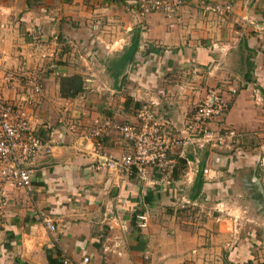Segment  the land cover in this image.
I'll use <instances>...</instances> for the list:
<instances>
[{"label":"crops","instance_id":"1","mask_svg":"<svg viewBox=\"0 0 264 264\" xmlns=\"http://www.w3.org/2000/svg\"><path fill=\"white\" fill-rule=\"evenodd\" d=\"M134 1L0 0V55L5 67L35 78L40 93L28 112L36 133L51 143L50 154L37 158L26 190L0 184V264H46L49 257L68 264H80L83 257L85 264H264V176L255 171H264V160L239 145L247 132L264 134V113L252 106L262 99L257 88L264 91V78L253 79L258 87L248 89L251 72L264 76V32L246 26L262 18L264 0H207L227 2L224 15L184 0L173 15L152 12L143 18L127 12ZM135 28L133 63L114 82L105 59L127 47ZM73 74L81 78V92L60 98L58 78ZM216 83L227 105L233 102L206 123L203 148L181 153L186 161L196 160V170L202 161L207 171L196 200L186 197L196 172L189 171L186 180L189 167L178 162L165 186L151 183L158 178L154 169L143 181L132 168L93 169L96 157L86 137L92 119L135 123L136 112L149 106L172 135L187 124L189 101ZM89 86L106 88V105L87 99L83 89ZM23 87L13 83L2 95L20 98L28 94ZM66 121L76 125L74 133L64 129ZM228 131L236 144L228 142ZM99 145V154L117 158L127 144L107 130ZM243 168L251 172L245 180L237 171ZM181 196L188 204L179 210ZM108 211L128 222L111 251L118 233L104 224ZM135 211L147 215L144 228L132 224ZM41 218L52 224L51 232Z\"/></svg>","mask_w":264,"mask_h":264},{"label":"built area","instance_id":"2","mask_svg":"<svg viewBox=\"0 0 264 264\" xmlns=\"http://www.w3.org/2000/svg\"><path fill=\"white\" fill-rule=\"evenodd\" d=\"M196 1L201 11L206 13L224 15L230 10L227 2L212 5L207 0ZM183 2L184 0H136L126 10L129 14H137L142 18L152 12H161L168 16L173 15ZM246 26L254 32H264V9L259 21L248 20ZM139 29L143 30L144 25L140 23ZM13 83H18L21 87L26 86L28 94L17 99L5 98L2 93L12 87ZM221 90L220 86L216 89L203 88L195 100L193 112L188 117L187 124L183 130L172 135L164 131L163 125L154 118L149 106L141 107L136 112L135 123L99 122L92 119L91 128L86 132V137L91 140L90 148L96 157L93 169L129 173L132 168L138 181L145 180L147 171L154 169L158 178L151 183L165 186L169 183L175 163L183 160L184 165L189 167L184 178L189 180L187 173L196 172V160L186 161L181 155L182 150L188 147L203 148L207 135L206 123L220 116L227 106ZM233 92L234 90H228L229 94ZM39 93L40 88L35 78L5 67L3 56L0 55V184L3 188L26 190L30 185L37 158L49 155L51 152L49 139H45L44 136L40 137L36 133L35 124L31 121L28 112ZM149 105L151 106V103ZM64 129L72 134L76 130V125L66 121ZM107 130L114 132L127 144L126 151L117 158L99 154V139ZM227 134L228 137H234L231 131ZM173 152L179 154L176 160L169 158ZM191 167L192 170H190ZM206 173V169L201 170L202 175ZM0 196L3 197V190H0ZM186 204L188 201L181 196L176 207L183 208ZM1 206L0 201V208ZM104 217L105 226L118 233L111 239L109 245L111 251L118 248L121 235L127 231L128 222L112 211H108ZM41 222L47 231L53 230L49 220L41 218ZM146 223L147 215L143 212L135 211L132 214V224L136 228H144ZM104 250L109 251V248H104ZM86 262V257L81 258L80 264ZM60 263L68 264L64 259Z\"/></svg>","mask_w":264,"mask_h":264},{"label":"trees","instance_id":"3","mask_svg":"<svg viewBox=\"0 0 264 264\" xmlns=\"http://www.w3.org/2000/svg\"><path fill=\"white\" fill-rule=\"evenodd\" d=\"M139 29L135 28L130 36L129 44L127 47L123 48L122 51L115 55L113 58H110L108 65L106 64L105 72L107 75L116 82V79L119 77L123 71L125 65L133 63V56L137 49V40H138ZM123 83V76L118 79V85L113 86L114 89H119ZM81 78L79 75L73 74L70 76H63L58 78L57 82V94L60 98H73L79 92H81ZM261 98L264 103V91L258 88ZM178 163L184 164L183 160H178ZM201 167L202 161L199 162L195 176L191 182L190 187L187 190L186 197L188 201H194L198 198L199 192L202 186L201 180ZM46 264H61L55 261L53 258H47Z\"/></svg>","mask_w":264,"mask_h":264},{"label":"rangeland","instance_id":"4","mask_svg":"<svg viewBox=\"0 0 264 264\" xmlns=\"http://www.w3.org/2000/svg\"><path fill=\"white\" fill-rule=\"evenodd\" d=\"M161 14H163V13H161ZM109 61H110V59H105V62H104L105 66H106V64L108 65ZM244 66H245V64H244ZM241 70H242V68H241ZM263 73H264V71H263ZM262 76L263 75H260V72L259 73L257 72V74H255V75H252V72L250 73V75H249V77H250L249 81H252L253 85H251V86L248 87L249 91L251 89H256L258 87L256 84H254V80L253 79H256V78L263 79L264 76L263 77ZM216 84H217V86L215 84H213V85H210L209 88H215L216 89L218 87V83H216ZM206 87L207 86H205L203 88H206ZM237 89H240V88H237ZM257 90H258V88H257ZM83 92L85 93V95H87V97H88L87 99H91V100L94 99V100L99 101L100 103H104L102 105H106L107 104L106 103L107 100H109V98H108L109 95H108L105 87H100V88H95L94 86L84 87ZM258 92H259V90H258ZM236 93L237 92L235 90L233 92L232 96L236 95ZM114 95L115 96H118V97L119 96L121 97L122 96V92H118V95H117V93H115ZM230 98H231V96H230ZM248 100H250V101L253 100L254 101V99L252 97H249ZM231 101H232V99H230V103L233 102V101L232 102ZM230 103H228V105L226 106L225 111L222 112V114H224L226 112V110H228ZM194 104H195V99H194V102H193V98H192V100L189 101V104L187 105L188 106V109H186V110H188V111H186L187 114H188L186 116L187 118L192 115ZM252 106H253L254 109H258L259 110L258 112L263 111L262 114L264 113V103H263L262 99L260 101H256V103H253ZM263 125H264V123H263ZM226 131L222 130V132H226ZM251 133H255L256 134L257 132L251 131L250 133L249 132L245 133V136L243 137V140H242L241 143H239V145L242 147V149H245L246 150V153H248V154L250 153L251 155L257 156L258 157L257 159L259 161H260V158H261V160H264V134L255 135V134H251ZM258 133H260V132H258ZM227 140H228V142H231V140H232V143L233 144H236L235 141H234V137H231V138H229ZM263 163H264V161H263ZM259 168H261V167H258V168L256 167V169L254 168L255 171H256V174H259V176H261V175L264 176V171L261 172L259 170ZM237 171L238 172L242 171V172L239 173V176H241V180H245L244 177L249 176L250 173H251L250 171L248 172L247 169H244V168L243 169H240V170H237ZM246 180H247V178H246ZM248 183L245 186L246 189H249L250 188V186H248ZM237 186L239 187V183H237ZM253 187L255 188V186H253ZM177 204H178V202H177ZM178 209L180 210V208H178ZM261 218H262V216H261ZM258 221H259V218H258Z\"/></svg>","mask_w":264,"mask_h":264}]
</instances>
